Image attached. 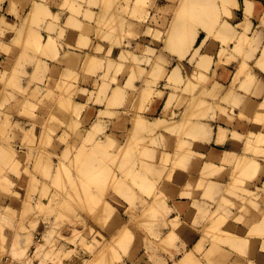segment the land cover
<instances>
[{
  "label": "rangeland",
  "instance_id": "1",
  "mask_svg": "<svg viewBox=\"0 0 264 264\" xmlns=\"http://www.w3.org/2000/svg\"><path fill=\"white\" fill-rule=\"evenodd\" d=\"M109 1L114 7L105 6L111 4L104 0L96 25V36L103 41L93 47L103 57L86 55L81 67L71 74L64 72L57 83L50 76L32 86L24 84L16 71L8 74L10 63L4 53L10 54L19 43L22 51H27L28 46L22 42L36 37H30L33 29L25 28L30 36L26 33L25 39L24 29L20 32L22 41L19 36L11 41L15 26L7 24L11 30L6 34L0 23V36H8L6 43H0V264H149L150 256L155 264H181L178 256L182 253V236L186 235L184 222L179 212L175 218L171 216L180 210V202L168 199L165 183L175 178L177 165L190 170L187 165L192 160L206 158L193 150L192 143L211 139L213 119L210 125L194 118L209 117L214 107L208 98L215 97L214 86L207 90L210 80L206 73L191 77L187 60L195 63L203 46L191 42V34L200 28L208 36L228 34L230 28L221 19L222 15L229 16V7L223 4L227 6L230 1L157 0L151 18L149 7L144 5H152L153 0ZM75 9L70 8L80 13ZM94 16L92 12L85 14L89 19ZM51 17L60 20L58 14ZM82 24L69 17L65 23L49 24L46 30L51 33L59 27V36H64L68 27L91 30V25L85 24L83 29ZM31 40L30 45L35 43ZM49 40L52 38L45 43L43 36L38 38L39 47L33 44L35 48L31 46L28 51H43L56 58L58 47ZM88 41L81 35L76 47L89 48ZM198 64L206 70L210 61L201 57ZM196 82L203 84L199 95L194 94L199 87ZM115 90L118 96L113 95ZM155 101L162 104L152 110L150 105ZM123 127L126 133L118 134ZM231 137L235 145L244 140L236 132ZM252 139L261 142V136ZM121 146L131 149L129 155V150ZM173 146L176 151H170ZM248 151L264 156V151L254 147ZM124 152L133 156V161L117 157ZM245 155L242 152L237 157L232 175H246L242 169L249 157ZM235 158L236 153L224 152L220 159L227 164ZM90 160L94 166L98 164L93 171L95 174L100 169V177L98 172L95 178L84 176ZM240 165L241 170L237 169ZM253 165L249 167L254 171ZM203 170L205 175L230 173L229 168L208 165ZM251 173L254 177L261 172ZM139 175L147 177L149 182L145 183H151V187L156 185L152 193L140 181L144 183L145 177L137 180ZM139 194L147 198H138ZM222 203L220 208L227 213L228 199H222ZM226 220V215L211 219L204 228L205 235L218 231L215 239L228 243L229 236L223 234L228 232L226 225L223 227ZM108 221L119 224L113 228ZM120 226L125 227L123 231Z\"/></svg>",
  "mask_w": 264,
  "mask_h": 264
},
{
  "label": "crops",
  "instance_id": "2",
  "mask_svg": "<svg viewBox=\"0 0 264 264\" xmlns=\"http://www.w3.org/2000/svg\"><path fill=\"white\" fill-rule=\"evenodd\" d=\"M229 1L227 6L224 4L223 6L229 7L230 14L222 15L221 23L226 22L230 32L222 37H216V33L208 36L207 32L200 28L194 43L198 46L203 44V46L195 63L192 64L187 60L190 64L191 77L206 73L210 80L207 90L213 86L216 90L214 89L215 97L208 98L214 107L211 115L207 118L202 116L194 118L198 123L210 125L209 121L213 119L211 139L208 142L197 139L192 143L193 150L206 155V158L192 160L187 165V168H191L190 170L177 165V175L172 181L165 183L166 193L170 194L168 199L180 202V210L176 209L177 211H173L171 216L179 212L184 222L186 235L182 236L183 239L179 245L182 253L178 256L181 264H264V156H256L253 151L252 153L248 151L253 147L260 149L254 148L257 151H264V0ZM153 2L152 5L151 2L144 5L149 7L150 18L157 6V0ZM246 2H250L248 6ZM103 4L104 0H0L1 30L8 34L11 29L6 25L15 26V29H12L11 41L17 38L19 30L25 25V28L34 29L36 33L42 35L44 42L51 37V42L58 47L56 58H52L44 55L43 51H22L21 44L14 45L10 54L4 53L5 60L10 63L8 74L16 71L24 84L32 83V86L39 85L41 81L39 79L50 76L57 83L64 78V72L71 74L81 67L86 55L102 58L103 53L93 51V47L103 41L96 36V25ZM70 8H77L80 13L72 12ZM41 9L44 12H41ZM32 12L34 14L30 15ZM91 12L95 14L93 19L85 17L86 13ZM56 14L60 17L59 21H54L51 17ZM69 17H73L80 23L91 25V30L85 32L75 27H68L65 29L64 36H59V27L51 33L46 30L49 24L65 23ZM81 35L88 38L89 48L76 47ZM236 35L241 36L240 39L249 37L246 41H243L245 38L241 40L240 44L245 42L241 45L245 44L243 47L239 46L240 39L238 41L239 36ZM69 38L73 45L69 43ZM7 40L8 36H0V43H6ZM61 45L65 46L64 49ZM20 49L21 53L18 56ZM24 52H27L28 56H25ZM19 57L20 61L17 59ZM201 57H206L210 61L209 69L205 70L199 66ZM16 60L21 63L17 64ZM42 63L43 70L39 69L41 72L39 73L37 68ZM126 80L127 77L124 83ZM196 84L199 87L194 94L199 95L203 84L199 82ZM188 95L190 97L192 94ZM165 97L164 106L167 103L168 94ZM197 98L199 99V96ZM161 104L162 101L159 103L155 101L150 108L157 109V106ZM171 117L168 118L171 119ZM168 118L166 120L171 122L172 120L169 121ZM122 130L118 131V134L126 133V128L123 127ZM234 132L244 137L242 143L235 145L230 142ZM257 135L261 136L260 143L253 142L252 137ZM174 146L170 151L177 150ZM224 152L236 153V158L225 164L220 159ZM242 152H246V157L255 159L259 170L262 168L261 174L254 177H249L248 172L244 176L231 174L237 166L236 159ZM209 156L213 159H209ZM207 165L213 168H229L230 173L205 175L203 169ZM138 198L147 197L139 194ZM222 199L229 201L227 213L220 208V204L224 205ZM220 215L227 216L223 227L226 225L231 234H229L231 239L228 238V243L215 239L218 231L210 232L208 235L204 232L205 226L208 227ZM179 231L182 233L183 230ZM148 261L149 264L154 263L151 256Z\"/></svg>",
  "mask_w": 264,
  "mask_h": 264
},
{
  "label": "bare ground",
  "instance_id": "3",
  "mask_svg": "<svg viewBox=\"0 0 264 264\" xmlns=\"http://www.w3.org/2000/svg\"><path fill=\"white\" fill-rule=\"evenodd\" d=\"M111 1H112V0H111ZM115 1H117V0H115ZM125 1H126V0H125ZM128 1L130 2V0H128ZM138 1L140 2L141 0H138ZM138 1H137V2H138ZM143 1H144V0H143ZM232 1H234V0H232ZM107 2H109L111 5H109ZM107 2H106L107 5H105V6H108V7L110 6V8H111V6L114 5V4H113L114 2L111 3L109 0H107ZM126 2H127V1H126ZM126 2H125V4H126ZM129 2H128V3H129ZM135 2H136V1H135ZM128 3H127V4H128ZM249 3H250V2H249ZM249 3L246 2V5L249 4ZM112 4H113V5H112ZM117 4H118V3H117ZM127 4H126V5H127ZM137 4H138V3H137ZM134 5L136 6V3H135ZM134 5L132 4V7H133V8L135 7ZM115 6H116V5H115ZM128 6H129V5H128ZM137 6H138V5H137ZM247 6H248V5H247ZM249 6H250V5H249ZM113 7H114V6H113ZM125 7H126V6H125ZM129 7H130V6H129ZM132 7H130V8H132ZM234 7H235V6H234ZM37 8H38V7H37ZM43 8L46 9L45 7H43ZM232 8H233V7H232ZM248 8L250 9V7H248ZM251 8H252V7H251ZM74 9H75V8H73V10H74ZM36 10L38 11V10H40V9H36ZM41 10H42V9H41ZM76 10H78V9H75V11H76ZM247 11H249V10H247ZM41 12H44V10H42ZM45 13H47V12L45 11ZM105 15H106V14H105ZM105 15H104V16H105ZM104 16H103V17H104ZM233 16H234V15H233ZM133 22H134V21H133ZM84 25H85V24H84ZM84 25H83V24L81 25V27L83 26V27H82L83 29H84ZM231 25H232V24H231ZM244 25H245V24H244ZM86 26H89V25H86ZM86 26H85V28H86ZM234 26H235V25H234ZM24 28H25V25L22 26V28H21L22 32H23ZM87 28H88V27H87ZM235 28H236V27H235ZM26 29H27V30L29 29V31H30V28L26 27ZM89 29H90V27H89ZM21 30H19V32H21ZM87 30H88V29H87ZM85 31H86V29H85ZM236 31H237V30H236ZM35 32H37V31H34V29L30 31V35L32 34V35L34 36V34H35V37H36V39L34 38L35 40L32 38V37H33L32 35H31V36L29 35V32L27 33V31L24 33V35L27 33V34H28V35L26 34L27 37L30 36V37L35 41V43H33V44H36V46L39 47V45H40L41 43L39 44V41L37 42L36 40H37L38 38L40 39V37H42V36H38ZM194 32H195V33H193L194 35L191 34V42L193 41V43L195 42V40H196V38H197V35H198V31H194ZM245 33H246V32H245ZM20 34H21V37H20V35L18 34V36H19L18 39H20V38H24V37H25V39H26V35H25L24 37H22V33H20ZM38 34H39V33H38ZM246 34H247V33H246ZM239 35H242V34H239ZM239 35H236V36H239ZM233 36H234V35H233ZM244 36H245V35H244ZM37 37H38V38H37ZM240 37H241V36H239V38L236 37V38L238 39V41H239ZM28 38H29V37H28ZM28 38H27V40H26L25 42H22V43H23L24 45L26 44V45L28 46V49H29L31 46H32L33 49H34V48H35V47H34L35 45H33V44L30 45L32 42L29 43V40H31V39H28ZM231 38H232V35H231ZM233 38H234V37H233ZM243 38H245V40H243V41H246V39L248 40L249 37L246 38V36H245V37H243ZM243 38L240 39V41H239L238 44H240V42H241V40H242ZM41 39H42V38H41ZM192 39H193V40H192ZM20 40L22 41L23 39H20ZM33 40H31V41H33ZM27 41H28L29 45H28ZM36 42H37V43H36ZM40 42H41V41H40ZM49 42L52 43L50 40H49ZM45 43H46V42H45ZM242 43H245V42H242ZM242 43H241L239 46H241ZM19 44H20V43H19ZM37 44H39V45H37ZM54 44H55V43H54ZM24 45H23V47H24ZM44 45H45V44H44ZM235 45H236V44H235ZM244 45H245V44H244ZM244 45H243V46H244ZM41 46H42V45H41ZM52 46H53V43H52ZM54 46H55V45H54ZM239 46H237V47H239ZM243 46H241V47H243ZM37 47H36V49H37ZM24 49H25V48H24ZM24 49H23V50H24ZM28 49H26V50L28 51ZM43 49H44V48H43ZM55 49H56V48L54 47V50H53V49H52V50L55 51ZM238 49H239V48H238ZM44 51H45V50H44ZM47 51H48V50H47ZM50 51H51V50H50ZM16 52H17V51H16ZM20 53H21V49H20V51H19V54H17V53H16V54H17L18 56H20ZM24 53H25V56H28V55H26L27 52H24ZM21 55H23V54H21ZM25 56H24V58H25ZM26 58H28V57H26ZM17 59H18V61H20V60H19L20 57L17 58ZM261 59H262V58H261ZM16 61H17V60H16ZM18 61H17V63H18ZM243 61H244V60H243ZM260 61H262V60H260ZM40 63H41V62H40ZM261 63H262V62H261ZM40 65H41V64H40ZM40 67H41V66H40ZM42 67H43V63H42ZM242 67H243V66H242ZM37 69H38V71H39L40 68H37ZM41 69H42V68H41ZM41 69H40V71L43 70V69H42V70H41ZM242 69H243V68H242ZM40 71H39V73H41ZM242 71H243V70H242ZM240 72H241V71H240ZM240 72H239V73H240ZM243 72H244V71H243ZM242 74H243V73H242ZM238 76H239V75H238ZM235 79H236V78H235ZM236 80H237V79H236ZM238 80H239V79H238ZM51 83H53V82H51ZM121 90H122V89H121ZM116 91H117V90L114 91L113 95H117V96H118V93H115ZM117 92H118V91H117ZM120 93H121V92H120ZM122 93H123V90H122ZM117 96H116V97L114 96V97H115L114 100L117 99V101H120V97H118V98H119V100H118ZM119 96H120V95H119ZM122 96H123V95H122ZM122 96H121V99H122ZM129 99H130V98H129ZM129 99H128V100H129ZM129 101H130V100H129ZM248 102H249V104L251 105L250 101H248ZM128 103H129V102H128ZM72 104H73V103H72ZM126 105H128V104H126ZM130 109H131V108H130ZM120 124H123V123H120ZM120 124H119V125H120ZM223 132H224V130H223ZM222 134H224V133H222ZM257 136H258V135H257ZM219 137H220V136H219ZM221 137H222V135H221ZM197 143H198V142H197ZM119 145H120V144H119ZM172 145H173V144H172ZM205 145H206V144H205ZM130 146H131V149H132V146H133L132 142H131V145H130ZM121 147H122V149L124 148L123 146H121ZM121 147H118V149H120ZM127 148H128V149H127ZM254 148H256V147H254ZM85 149H86V148H85ZM131 149H129V147H126L125 150H126V151L129 150V151H127L128 155H129ZM256 149H257V148H256ZM87 150H88V149H87ZM115 150H116V149H115ZM123 150H124V149H123ZM125 150H124V151H125ZM257 150H260V149H257ZM131 151L134 152L133 149H132ZM118 152H119V155H120V153H121V149L118 150ZM118 152H117V153H118ZM117 153H116V154H117ZM251 153H252V151H251ZM124 154H125V152H124ZM124 154H121V157H119V155H118L117 157L120 158V160L122 159V157H124V158H125V157H128V155L125 154V155H126V156H125ZM113 155L116 157L115 154H113ZM122 155H123V156H122ZM194 155H195V154H194ZM166 156H167V155H166ZM166 156H165V158L167 159L168 156H167V157H166ZM200 156H201V155H200ZM205 156H206V155H205ZM112 157H113V156H112ZM129 157H130V159H124V158H123L124 161H125V160H127V161H128V160L133 161V160H131V159H133V156H129ZM129 157H128V158H129ZM180 157L183 158V159H187V157H186L185 155H184V156L181 155ZM184 157H186V158H184ZM201 157H202V156H201ZM247 157H248V156H247ZM249 157H250V156H249ZM118 158H117V159H118ZM245 158H246V155H245ZM123 159H122V160H123ZM183 159H181V160L183 161ZM250 159H252V158H250ZM250 159L247 158V161L250 162V165H251V166L254 164V165H253V166L255 167L254 171L252 170L253 167H249L250 165H248V164H249L248 162L245 163V167H244L242 170H243V171H246L245 173L248 172V173H250V174H252V173L250 172V170H252L253 175L257 174V173L254 174V172H259V173H260L261 170H262V168H261V170H259V166H256V164H258V163H257L254 159H252V160H250ZM122 160H121V161H122ZM164 160H165V159H164ZM201 160H202V159H201ZM253 160L255 161V163H254ZM117 161L120 162L119 160H117ZM184 161H186V160H184ZM252 161H253V163L251 164ZM88 162H89V161H88ZM201 162H202V161H201ZM85 163L88 164L87 161H86ZM89 163H90V164L87 165V166H88V167L92 166V163H93V162H92L91 160H90ZM124 163H125V162H122L121 164L123 165ZM96 164H97V163H96ZM85 166H86V165H85ZM87 166H86V168L84 167V168H85V169H84V176H85V177H90V176L94 177V176L98 175V173H99L98 171H99L100 169H98V171H96V172H98L97 174H96V172H95V174H94V171H95V169L97 170V168H93V167H97L98 164H97L96 166H94V163H93V166H92L93 169L89 168L90 170L87 169ZM243 166H244V164H243ZM262 166H263V165H262ZM247 167H249V168H247ZM238 168H239V170H241V169H240V168H241V165H240V167H237V169H238ZM250 168H251V169H250ZM244 169H245V170H244ZM249 169H250V170H249ZM91 170H92V171L94 170V171L92 172ZM248 170H249V171H248ZM53 172H54V171H53ZM232 172H234V171H232ZM235 172H236V171H235ZM101 174H102V172L100 171V173H99L98 176L100 177ZM103 174H105V173H103ZM260 174H261V173H260ZM182 175H183V174H182ZM142 176L145 177L144 175H142ZM101 177H102V176H101ZM139 177H141V175H139L138 178H139ZM143 177H141V179H143ZM249 177H250V175H249ZM252 177H253V176H252ZM94 178H95V177H94ZM109 178H110V177H109ZM111 180H112V178H111ZM137 180H140V178L137 179ZM143 180H144V183H143L142 180H140V181L142 182V184H144V186H145L146 188H147V186L150 187V190L152 189L150 193H152V192L154 191L153 189H155L154 187H155L156 185H155V186L153 185L154 187H153V186L151 187V183H145L146 181L149 182V181L147 180V177H145V179H143ZM178 180H179V179H178ZM116 181H117V180H116ZM122 181H123V183H124V180H121V182H120V181H118V182H120V183L122 184ZM72 182H73V181H72ZM138 182H139V181H138ZM116 183H117V182H116ZM117 184H118V185H117ZM117 184H116L117 186L120 185L119 183H117ZM124 185H125V184H124ZM120 187H121V185H120ZM123 188H125V187H123ZM124 190H126V189H124ZM121 191H122V190H121ZM245 191L247 192L246 189H245ZM126 192H128V190H126L125 193H126ZM112 213H114V212H112ZM115 214H116V213H115ZM111 215H112V214H111ZM116 215H117V214H116ZM114 216H115V215H114ZM119 216H120V214H119ZM119 216H118V218H119ZM112 217H113V216H112ZM112 217H111V218H112ZM114 219H115V218H113V220H114ZM110 220L112 221V219H110ZM110 220H109V221H110ZM119 220H120V219H119ZM109 221H108V223H109ZM116 221H117V218H116ZM112 222H113V221H112ZM112 222H111V223H112ZM119 222H120V221H119ZM122 222H123V221H122ZM108 223H107V224H108ZM111 223H109V224H110L112 227L115 226V228H116V226L119 224V223H118L117 225H114V224H116L117 222L114 223V224H113V223L111 224ZM124 223H125V222H124ZM109 224L107 225L108 228H109ZM124 225H125V224H124ZM173 225H174V224H173ZM105 226H106V225H105ZM107 226H106V227H107ZM111 226H110V228H112ZM108 228H107V229H108ZM113 228H114V227H113ZM119 228H121V230H120ZM119 228H118V229H119L120 231H123V229H124L125 227L122 228V227L120 226ZM118 229H117V231H118ZM109 230H112V229H109ZM107 231H108V230H107ZM112 231H113V230H112ZM112 231H111V232H112ZM120 231H119V234H120ZM126 231H127V230H126ZM109 232H110V231H109ZM115 232H116V231H115ZM171 232H172V231H171ZM171 232H170V234L173 233V232H172V233H171ZM121 233L124 234L125 232H121ZM226 233H228V232H223L224 235H228V236L231 235L230 233H228V234H226ZM119 234H117L116 236H118ZM173 234H174V233H173ZM223 234H222V235H223ZM229 234H230V235H229ZM111 235H112V234H111ZM120 235H121V234H120ZM166 235H167V238H165V239H168V235H169V233H167ZM170 236H172V235H170ZM170 236H169V238H170ZM173 236H174V235H173ZM219 236H220V234H219ZM219 236H218V237H219ZM112 237H113V236H112ZM225 237H227V236H225ZM117 238H118V237H117ZM120 238L122 239V237H120ZM123 238H124V236H123ZM172 238H173V237H172ZM219 238H220V237H219ZM228 238L231 239V236L228 237ZM228 238H226V239H228ZM163 239H164V238H163ZM228 241H229V239H228ZM163 243H164V242H163ZM165 243H166V242H165ZM106 245H107V243H106ZM102 246H103V245H102ZM105 247H107V246H104L103 249H104ZM110 247H111V245H110ZM99 248H101V247H99ZM105 249H106V248H105ZM100 251H101V253H102V249H101ZM97 252H98V251H97ZM105 252H106V250H105ZM99 253H100V252H98V254H99ZM103 253H104V252H103ZM103 253H102V257H103ZM105 254H107V252H106ZM105 254H104V255H105ZM147 255H148V254H147ZM150 255H151V254H150ZM150 255H149V256H150ZM152 255H154V254H152ZM100 256H101V254H100ZM97 257H99V255L96 256V259H97ZM115 257H116V255H115ZM100 258H101V257H100ZM149 258H150V257H149ZM136 260H137V259H136ZM91 262H94V260H92Z\"/></svg>",
  "mask_w": 264,
  "mask_h": 264
}]
</instances>
